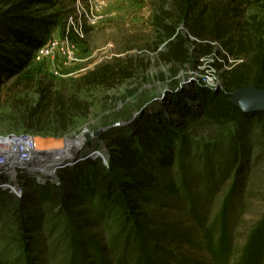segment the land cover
<instances>
[{
	"label": "rangeland",
	"instance_id": "obj_1",
	"mask_svg": "<svg viewBox=\"0 0 264 264\" xmlns=\"http://www.w3.org/2000/svg\"><path fill=\"white\" fill-rule=\"evenodd\" d=\"M52 1L34 8L58 15L42 47L49 53L40 59L35 55V83L0 81V152L29 145L22 140L25 135L33 137L32 145L40 151L57 147L51 140L74 138L84 131L94 136L68 151L65 169L55 174L35 164L21 167L13 178L0 173V264H264L261 121L240 128L202 125L192 131L190 146L179 148L171 167L179 193L150 204L166 214L169 224L177 225L178 232L167 233L165 242L143 230L137 216L117 207L111 195L94 194L78 207L88 215L84 228L59 202L35 203L23 212V201L28 204L35 197L30 183L64 188L60 176L87 158H99L117 180L116 150L108 142L111 133L128 130L134 119L165 104L174 92L199 83L223 87L224 73L235 65L232 57L222 56L226 51L219 43L211 56L198 57L197 45L186 32L189 62L162 59L173 38L159 30L156 16L161 9L173 12V0ZM240 7L241 20L264 17L260 5ZM116 62L126 68L132 63V77L112 87L79 91L89 110L76 125L62 132L43 129L39 135L31 132L34 128L27 130L23 115L39 101L41 84L51 85L52 91L72 90L91 71ZM147 211L163 223L162 216Z\"/></svg>",
	"mask_w": 264,
	"mask_h": 264
},
{
	"label": "trees",
	"instance_id": "obj_2",
	"mask_svg": "<svg viewBox=\"0 0 264 264\" xmlns=\"http://www.w3.org/2000/svg\"><path fill=\"white\" fill-rule=\"evenodd\" d=\"M52 3V0H0V81L17 78L27 85L35 83L37 72L32 68L35 55L56 28L58 15H44L42 9L34 8ZM243 3L260 5L264 11V0H173V12L161 9L156 16L158 28L165 37L173 38L162 59L180 65L189 62L188 40L180 28L183 23L186 33L193 37L192 43L197 45L198 57L211 56L215 43H219L226 51L222 56L234 59L235 65L224 73L223 87L214 89L199 83L174 92L165 104L134 119L128 130L111 133L108 142L116 150L113 164L120 182L114 180L99 158H87L60 176L64 188L30 183L35 197L29 196L28 204L23 201V212L28 213L35 203L51 206L59 202L69 207L72 220L84 228L88 215L78 207L94 194L111 195L116 206L132 217L136 215V220L144 225L142 229L159 243L165 242L167 233L178 232L177 225L169 224L166 214L150 204H161L179 193L170 174L171 167L179 148L190 146L192 131L202 125L226 128L232 124L240 128L258 121L264 129V112L245 114L232 102L231 93L236 89L264 88V17L241 20ZM132 75V63L126 68L116 62L91 71L72 90L52 91L51 85L41 84L39 101L23 115L27 130L34 128L31 132L39 135L43 129L62 132L73 127L89 110L88 104L79 99V91L112 87ZM147 210L162 216L163 223L152 218Z\"/></svg>",
	"mask_w": 264,
	"mask_h": 264
},
{
	"label": "water",
	"instance_id": "obj_3",
	"mask_svg": "<svg viewBox=\"0 0 264 264\" xmlns=\"http://www.w3.org/2000/svg\"><path fill=\"white\" fill-rule=\"evenodd\" d=\"M184 32H187L185 26L183 25L181 28ZM232 95V102L233 104L240 108L241 111L245 114H255V113H262L264 112V89H260L255 86H246L240 89H236L231 93ZM94 134L88 133L87 131H84L80 135L72 138L71 136L64 137L60 141H58V145L55 148L49 149L47 151H40V153L47 154L49 156H53L56 153H65L68 152L69 147L76 148L82 141H84L86 138L93 137ZM26 143L29 145H26L24 148L29 152H39L36 151V149L33 148L32 138L25 139ZM67 157V156H66ZM65 159H63L62 163L63 165L58 164L56 169H62L66 164H64ZM51 173L55 174V171H52Z\"/></svg>",
	"mask_w": 264,
	"mask_h": 264
},
{
	"label": "bare ground",
	"instance_id": "obj_4",
	"mask_svg": "<svg viewBox=\"0 0 264 264\" xmlns=\"http://www.w3.org/2000/svg\"><path fill=\"white\" fill-rule=\"evenodd\" d=\"M51 141L55 146L60 145L58 144V141ZM38 143H40V141ZM37 149L41 148L37 146ZM37 149L36 151L39 152L22 151V148L5 149L4 151L0 152V170L5 171L6 174L8 173V175L13 178L16 175L17 170L23 165L26 167H32L31 164H35V168L38 167L41 168L43 172H45L44 170H46V172L48 171L47 173H51L52 169H55V167H57V165L61 163L63 159H65L69 154L68 152H65L63 154H60L59 156H49L40 153V150ZM72 149L73 148H71L70 146L68 151ZM68 156H70V154ZM56 157H60L58 158L59 160H57V162H55Z\"/></svg>",
	"mask_w": 264,
	"mask_h": 264
},
{
	"label": "built area",
	"instance_id": "obj_5",
	"mask_svg": "<svg viewBox=\"0 0 264 264\" xmlns=\"http://www.w3.org/2000/svg\"><path fill=\"white\" fill-rule=\"evenodd\" d=\"M47 53H49V50L47 49V47L42 48V49H40V50L37 52L36 57H37L38 59H40V58L46 56ZM27 138H32V140H33V137H30V136H27V135H25L24 138H23L22 140H25V139H27ZM32 146H33V145H32ZM33 148H34V147H33ZM22 149H23L22 151H27L24 147H23ZM34 149H35V148H34ZM27 152H29V151H27ZM60 154H63V153L58 152V153H56L55 155H56V156H59ZM55 155H53V156H55ZM58 158H60V157H56V161H55V162H57ZM66 159H67V158H66ZM57 166H58V165H57ZM22 167H24V165H23ZM56 168H57V167H55V169H52V171H55V173H57V171L59 170V169H56ZM19 169H20V168H19ZM1 172L5 173V171H3V170H0V173H1ZM12 188H13V187H12ZM13 189H14V188H13Z\"/></svg>",
	"mask_w": 264,
	"mask_h": 264
}]
</instances>
